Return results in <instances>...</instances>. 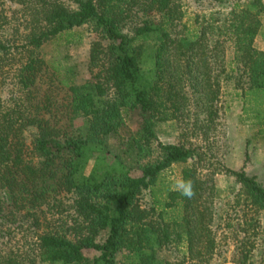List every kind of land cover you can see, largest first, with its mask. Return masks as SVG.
Returning a JSON list of instances; mask_svg holds the SVG:
<instances>
[{
	"label": "trees",
	"instance_id": "16d2710c",
	"mask_svg": "<svg viewBox=\"0 0 264 264\" xmlns=\"http://www.w3.org/2000/svg\"><path fill=\"white\" fill-rule=\"evenodd\" d=\"M215 1L230 7L33 0L26 30L0 38V264H264V184L244 167L212 170L201 146L164 143L157 130L193 115L195 129L209 128L233 81L243 120L264 135V0ZM81 27L96 39L91 76L78 81L75 64L42 50L80 42ZM129 122L132 166L105 149ZM174 165L178 180L168 176ZM221 171L240 185L234 218L217 209ZM223 240L235 242L230 260Z\"/></svg>",
	"mask_w": 264,
	"mask_h": 264
},
{
	"label": "rangeland",
	"instance_id": "374dc122",
	"mask_svg": "<svg viewBox=\"0 0 264 264\" xmlns=\"http://www.w3.org/2000/svg\"><path fill=\"white\" fill-rule=\"evenodd\" d=\"M32 1L0 0V38L2 40L13 38L18 30H20V32L26 30L32 18L28 10ZM64 1L75 6L73 0ZM180 1L190 14H201L216 10L227 11L230 7V4L219 6L217 3L218 1L215 0H200L198 2L195 0ZM77 30L82 34V40L80 42L67 47L62 40L53 39L44 46L42 51L48 60L61 59L64 63L75 64L78 69V81H82L91 76L89 56L91 43L96 39V34L88 27H81ZM256 45L260 49L264 47V27L261 36L258 38V42L256 38ZM13 66L14 65L10 64V66L7 65V68H13ZM12 83L14 84L13 81H10L4 86L2 94L6 100L13 91ZM220 106V116L214 123L210 124L209 128L203 127L195 129L194 124L196 116L194 115L182 116L176 121L160 123L157 129L159 140L164 143H176L179 140L184 142L191 141L195 145L201 146L203 150H206L209 158L208 164H211L209 167L213 168L212 170L218 165L231 169H241L244 167L249 175L256 176L258 181L264 184V135H256L258 127L246 123L243 120L242 103L240 99L235 96L233 81L225 85ZM133 114L136 116L137 112ZM133 127L134 124L129 122L126 130L121 135L115 136L105 148L110 157H120L126 161L129 166H132L135 162L126 144L128 132ZM195 134L197 135L195 136ZM27 136L28 140H30L31 134L27 133ZM92 167L93 162H90L87 172H90ZM181 168L182 165H174L168 171V176L178 180L180 178ZM214 177L215 184L219 190L216 199L217 209L219 213L225 215L227 218H234L235 210L232 207V200L235 193L239 190L240 185L237 184L235 178L226 171L215 173ZM142 202L144 205L150 204L148 193L144 194ZM219 230L222 232L221 229ZM23 234V232L19 233L17 238H20V241L17 242L24 243L25 238ZM106 236L107 232L105 231L101 234L100 240L104 241ZM24 248L27 249L28 246ZM220 248L223 254L222 256L226 255L229 260L233 252L236 251L235 242L232 240H223ZM166 254H171L174 257L179 256V252L175 248H171Z\"/></svg>",
	"mask_w": 264,
	"mask_h": 264
},
{
	"label": "crops",
	"instance_id": "0c3cea01",
	"mask_svg": "<svg viewBox=\"0 0 264 264\" xmlns=\"http://www.w3.org/2000/svg\"><path fill=\"white\" fill-rule=\"evenodd\" d=\"M263 30V29H262ZM261 34H262V31L259 33V35L257 36V42H258V38H259V36H261ZM262 49H264V47L262 48Z\"/></svg>",
	"mask_w": 264,
	"mask_h": 264
}]
</instances>
